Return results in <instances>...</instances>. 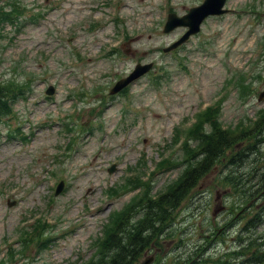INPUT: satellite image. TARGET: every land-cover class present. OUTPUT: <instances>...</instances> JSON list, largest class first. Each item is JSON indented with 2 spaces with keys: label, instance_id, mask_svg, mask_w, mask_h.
Wrapping results in <instances>:
<instances>
[{
  "label": "rangeland",
  "instance_id": "374dc122",
  "mask_svg": "<svg viewBox=\"0 0 264 264\" xmlns=\"http://www.w3.org/2000/svg\"><path fill=\"white\" fill-rule=\"evenodd\" d=\"M12 1L0 0L7 8ZM202 1L20 0L33 11L30 25L16 34L11 21L0 24L6 32L0 37V78L10 77L21 61L18 73L29 80L17 116L8 119L20 121L28 138L8 136L0 121V264H85L98 253L111 211L136 194L110 197L109 188L138 173L144 182L139 192L153 183L156 196L176 181L182 166L165 171L156 163L165 155L182 156L169 144L174 132L194 126L200 110L215 107L225 126L258 118L264 110V0H228V13L209 16L199 33L165 52L186 31L165 32L168 14L182 16ZM150 62L152 70L129 90L110 94L136 64ZM157 75L162 78L153 84ZM51 85L55 92L48 95ZM245 90H252L248 98ZM248 157L242 172L264 162V142L260 153ZM220 170L203 180L195 202L169 228L173 234L174 227L183 230L191 245L226 212L221 188L212 210L203 190ZM61 180L64 188L56 195ZM38 228L47 237L39 239ZM177 242L167 238L158 249L178 258ZM219 243H210L214 254Z\"/></svg>",
  "mask_w": 264,
  "mask_h": 264
},
{
  "label": "trees",
  "instance_id": "16d2710c",
  "mask_svg": "<svg viewBox=\"0 0 264 264\" xmlns=\"http://www.w3.org/2000/svg\"><path fill=\"white\" fill-rule=\"evenodd\" d=\"M13 10L17 7L8 14L0 12V23L15 19L10 16ZM159 78L153 76L152 82L158 83ZM243 79L238 81L240 88ZM245 91L247 96L252 92ZM9 99L5 88L0 87V114L10 111ZM197 117L182 146L184 168L179 181L166 184L156 196L151 184L147 191L136 193L124 208L114 211L105 232L106 240L99 247V257L85 264H137L144 252L155 245L156 249L149 254L158 256V247L167 238L178 239L180 255L175 258L164 254L158 264H264V239L259 240L264 234L259 232L264 227V162L246 168V172L239 168L244 161L249 164L250 153H260L264 142V110H258L255 120H240L228 127L223 125L220 112L213 106L201 110ZM156 165L167 170L177 167L178 161L165 155ZM219 167L221 170L213 184L203 190H207L209 210H212L217 199L215 189L221 188L226 212L220 220H211L209 230L198 232L196 242L189 246L183 230L178 232L174 227L173 234L169 228L178 220L180 210L195 202V192L201 189L203 180ZM141 180L139 175L128 176L125 182L110 187V197L138 190L144 185ZM227 230L233 232L230 240L224 237ZM35 235L39 239L47 237L39 228ZM215 240L220 242L218 254L210 251V243Z\"/></svg>",
  "mask_w": 264,
  "mask_h": 264
},
{
  "label": "water",
  "instance_id": "95a60500",
  "mask_svg": "<svg viewBox=\"0 0 264 264\" xmlns=\"http://www.w3.org/2000/svg\"><path fill=\"white\" fill-rule=\"evenodd\" d=\"M226 1L227 0H205V2L202 5L195 7V8H192L191 9L192 12L190 11L188 14H186L185 16H183L181 18L178 17L176 14L171 13L169 15L167 24L165 26V31L168 32V31L174 29L175 27H177L179 25L189 26L190 29L188 30L189 32L187 31L180 38L179 41L174 43L172 46L166 48L165 50L169 51L171 49L176 48L177 46H179L180 44L185 42L190 37L191 34L198 32L200 30L201 23L203 22V20L208 15H210V14H221V13L227 12L228 10L223 8ZM152 65H153L152 63L145 64V65L138 64L136 66L135 71L130 76L120 80L114 86L111 93H116V92L120 91L121 89H123L131 81H133L137 77H139L142 74H144L145 72H147L152 67ZM53 92H54L53 89L49 91V93H53ZM263 95H264V92L261 94L260 99L262 98ZM63 186H64V182H61V184L57 188V194L63 189Z\"/></svg>",
  "mask_w": 264,
  "mask_h": 264
},
{
  "label": "bare ground",
  "instance_id": "6f19581e",
  "mask_svg": "<svg viewBox=\"0 0 264 264\" xmlns=\"http://www.w3.org/2000/svg\"><path fill=\"white\" fill-rule=\"evenodd\" d=\"M108 75H109V74H108ZM178 181H179V180H177L176 182H178ZM166 187H167V186H166ZM169 187H170V185H169ZM169 187H168V188H169ZM164 188H165V187H164ZM171 188H172V184H171ZM168 190H169V189H168Z\"/></svg>",
  "mask_w": 264,
  "mask_h": 264
}]
</instances>
